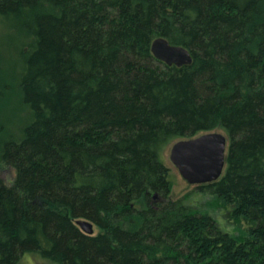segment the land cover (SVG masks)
Wrapping results in <instances>:
<instances>
[{
  "label": "trees",
  "instance_id": "1",
  "mask_svg": "<svg viewBox=\"0 0 264 264\" xmlns=\"http://www.w3.org/2000/svg\"><path fill=\"white\" fill-rule=\"evenodd\" d=\"M0 28V264H264V0H0ZM217 131L222 176L172 199L164 150Z\"/></svg>",
  "mask_w": 264,
  "mask_h": 264
},
{
  "label": "water",
  "instance_id": "2",
  "mask_svg": "<svg viewBox=\"0 0 264 264\" xmlns=\"http://www.w3.org/2000/svg\"><path fill=\"white\" fill-rule=\"evenodd\" d=\"M152 55L166 65L181 67L191 64L187 49L170 45L164 38H156L150 47ZM228 147L227 137L219 132L200 134L174 142L169 150V161L189 185L201 186L217 181L223 174ZM156 195L153 196L155 198ZM75 225L85 235H93V224L84 219ZM50 264V263H40Z\"/></svg>",
  "mask_w": 264,
  "mask_h": 264
},
{
  "label": "rangeland",
  "instance_id": "3",
  "mask_svg": "<svg viewBox=\"0 0 264 264\" xmlns=\"http://www.w3.org/2000/svg\"><path fill=\"white\" fill-rule=\"evenodd\" d=\"M6 34H7V31L5 29L0 28V43L5 39V38L3 39V35H6ZM10 101L11 100L9 99L7 104H9ZM2 108H3V105H0V113L2 112ZM0 115H2V113ZM217 132L226 136L222 131H217ZM171 145L168 146L163 152V159H164L166 166L169 169L170 180L172 182V191L170 194L171 198L177 199L185 194H189V197L193 200H196L197 198H202L203 196L201 193L194 192V191H197L196 186L189 185L185 180H183L181 176L179 175V173L177 172V170L174 168V166L169 161V150H170ZM0 175L6 181L13 177V173L9 169L2 170L0 172ZM207 199L208 198H204V200H207ZM196 203L198 204L200 203V201H196ZM217 216L219 215L217 214ZM216 222L218 223L221 229H223L226 232L231 233L229 229H232L233 226L231 224L227 225V222L225 221V217L223 216V214H221L220 219L216 220ZM96 232H97L96 228L93 227V234H95ZM40 263H43V261H41L40 259L34 256H25L24 258L21 259L19 264H40Z\"/></svg>",
  "mask_w": 264,
  "mask_h": 264
}]
</instances>
